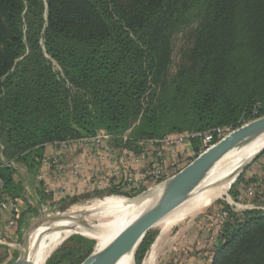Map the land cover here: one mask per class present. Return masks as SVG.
<instances>
[{
	"label": "trees",
	"instance_id": "trees-1",
	"mask_svg": "<svg viewBox=\"0 0 264 264\" xmlns=\"http://www.w3.org/2000/svg\"><path fill=\"white\" fill-rule=\"evenodd\" d=\"M191 24L184 67L168 77L171 37ZM263 115L264 0H0V200L23 199L20 222L38 207L24 199L16 165L35 179L45 144L105 131L117 143L127 134L133 148ZM191 143L194 156L178 149L181 168L200 153ZM80 192L62 210L117 193ZM48 193L37 191L56 202ZM261 201L264 190L252 200ZM222 209L229 219L217 245L208 242V264H264V210ZM150 242L148 231L138 262Z\"/></svg>",
	"mask_w": 264,
	"mask_h": 264
},
{
	"label": "built area",
	"instance_id": "built-area-1",
	"mask_svg": "<svg viewBox=\"0 0 264 264\" xmlns=\"http://www.w3.org/2000/svg\"><path fill=\"white\" fill-rule=\"evenodd\" d=\"M234 129L233 125H225L205 131L172 133L161 139L137 140L133 148L126 145L129 140L127 134L117 143L116 137L105 131L54 141L44 145L45 152L40 159L35 179L38 184L46 181L48 177L53 180L50 193L56 197V203L70 200L84 188L101 191L114 189L117 193L103 197L129 199L152 190L183 168V159L178 150L180 147L197 139L201 153ZM34 194L36 196L35 191L33 196ZM129 194L133 196L130 197ZM29 195L30 190L25 189L24 199L33 205ZM92 198L94 197L86 199ZM22 203L23 199L19 198L0 200V210L11 213L3 229H9L16 224L20 218ZM251 208L264 210V207L258 205H252ZM228 219V211L222 208L206 219L209 228H213V235L208 236L211 245L220 237ZM5 244L0 235V245Z\"/></svg>",
	"mask_w": 264,
	"mask_h": 264
},
{
	"label": "rangeland",
	"instance_id": "rangeland-1",
	"mask_svg": "<svg viewBox=\"0 0 264 264\" xmlns=\"http://www.w3.org/2000/svg\"><path fill=\"white\" fill-rule=\"evenodd\" d=\"M172 53H171V63L168 65L167 76H176L184 67L183 55L187 48L192 42V24L189 26L182 27L180 30L175 32L172 37ZM184 147V146H183ZM183 147H180L183 149ZM184 153H187L184 151ZM194 156V154L192 155ZM191 156V157H192ZM262 156L259 165L256 164L255 160ZM189 157V158H191ZM18 175L14 178L16 181L23 179V173H25V167L22 164L16 165ZM264 166V150L257 155L256 158L247 162L241 172L243 179L246 177H263L262 173ZM240 183L234 185L235 188H239ZM243 184V183H242ZM239 185V186H238ZM242 186V185H241ZM229 189V188H228ZM231 189V188H230ZM230 189L227 190L226 194L216 200H211L208 204L204 205L200 209L192 212L191 214L181 217L179 220L173 223L163 226L157 224L150 231L151 242L144 252L143 256L137 261V249L134 252V264H196L197 259L200 257L208 258L211 253V248L209 246L201 247L197 245L198 241H202V234L204 232L207 236L206 239L209 240L208 236L213 235V228H209L206 219L209 218L213 213L221 209L222 207L228 206L235 213L241 215L242 212L246 210H251L248 203L253 199L243 198L242 200H235L232 194H230ZM30 200L33 205H36L33 192L30 189ZM105 197L92 198L86 200H78L71 202L66 209L60 207V204L51 207L40 208L38 214H28L26 218L17 224L15 228L2 229L1 236L6 242L5 245H0V264H15L16 260L22 256L24 249L28 246L26 240L29 233L41 224L52 225L54 222L59 220L52 219L55 216L66 214L71 210H80L78 215L79 223L86 226L102 225L109 223L115 214H92L94 212L84 211L85 207L92 205V203L98 202ZM131 199V198H130ZM262 202V201H261ZM21 205V204H20ZM85 206V207H84ZM258 206L264 207V202L259 203ZM23 207V204L21 205ZM71 209V210H70ZM83 209V210H82ZM83 219V220H82ZM87 219V220H86ZM16 231V232H15ZM17 233L14 236L12 233ZM73 237H81V239H73ZM26 244L24 247V241ZM219 237L216 238L214 247L217 245ZM97 240L89 236L73 233L69 235L54 251L51 253V263L52 264H80L84 259L91 253L98 250ZM138 248V247H137ZM208 263V262H207ZM206 264V262H205Z\"/></svg>",
	"mask_w": 264,
	"mask_h": 264
},
{
	"label": "bare ground",
	"instance_id": "bare-ground-1",
	"mask_svg": "<svg viewBox=\"0 0 264 264\" xmlns=\"http://www.w3.org/2000/svg\"><path fill=\"white\" fill-rule=\"evenodd\" d=\"M263 149L264 129L243 139L223 155L207 171L204 178L186 200L161 219L158 224L165 227L204 207L209 201L224 196L237 173ZM163 188L164 185L162 184L131 199L110 196L92 203L88 207L84 206V211L96 212L90 213V216L92 214H115L113 219L104 226L93 225L88 227L82 223L80 224L76 220L80 210L75 209H70V212L64 214L70 215V218L59 220L52 225L41 224L37 226L28 235L29 242L24 260L25 264H46L54 249L73 233H80L96 239L98 249L105 247L120 231L131 224L157 200ZM115 264H134L132 252L126 253Z\"/></svg>",
	"mask_w": 264,
	"mask_h": 264
},
{
	"label": "water",
	"instance_id": "water-1",
	"mask_svg": "<svg viewBox=\"0 0 264 264\" xmlns=\"http://www.w3.org/2000/svg\"><path fill=\"white\" fill-rule=\"evenodd\" d=\"M262 129H264V115L235 128L214 145L199 153L197 157L179 172L162 183L164 185L163 191L152 205L146 208L131 224L120 231L110 243L88 255L80 264H115L128 252H132L134 259V252L146 233L186 200L189 194L204 178L207 171L236 144ZM241 172L242 169L237 173L229 189L235 183ZM69 216L62 214L52 219L62 220L70 218ZM26 240L29 242L28 236ZM26 240L24 241V247ZM27 248L28 246L24 249L22 256L16 260L15 264H25L24 260L26 258Z\"/></svg>",
	"mask_w": 264,
	"mask_h": 264
},
{
	"label": "crops",
	"instance_id": "crops-1",
	"mask_svg": "<svg viewBox=\"0 0 264 264\" xmlns=\"http://www.w3.org/2000/svg\"><path fill=\"white\" fill-rule=\"evenodd\" d=\"M183 150L186 151L189 155H193V146H192V143H188L186 145H184L183 147ZM261 158L262 156H259L255 162L256 164H258L259 167H262V165H259V163H262L261 161ZM262 173L264 174V166H263V170H262ZM243 183V184H242ZM22 184L24 185V188L25 189H33L35 192H36V196H35V199H37L39 196L37 194V191H43V192H46V193H50V189L52 188L51 186L54 185V182L53 180L48 177L46 179V181L38 184V182L36 181V179H30L28 177V173L25 169V173H23V180H22ZM48 184V185H46ZM240 187L239 188H236L237 190V195H238V199L242 200L243 198H252L255 196L256 193H258V190L260 191H263L264 190V176L263 177H255V179L253 177H246L245 179L242 180V182H240ZM238 185V186H239ZM242 185V186H241ZM32 190V192L34 193V191ZM48 193V194H49ZM37 197V198H36ZM36 202V207H38V212L40 210V208H43V207H51V206H56L57 204H60V203H52V202H45V201H42V199L38 198L37 200H35ZM23 204V207H21V205ZM20 205V209H21V214L24 212V203H22ZM249 207H251L252 205H257L255 202H250L248 203ZM34 206V205H32ZM21 214H20V217H21ZM29 213H25V218L26 216L28 215ZM11 217V213L8 212V211H5V210H0V235L2 234L1 232H3V228L4 226L6 225L7 221H9ZM20 219V218H19ZM17 220L16 224L14 225L15 227L17 226V224L21 221V220ZM11 227V228H15V227ZM10 229V228H9ZM16 232V231H15ZM12 233L14 236L18 235L17 233ZM206 233L204 232V234H202V241L200 239V241H198L197 245L203 247L205 246V243H206V246H208V240L206 239ZM197 263L196 264H208V258H205V257H200L199 259L196 260Z\"/></svg>",
	"mask_w": 264,
	"mask_h": 264
}]
</instances>
